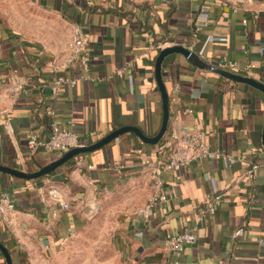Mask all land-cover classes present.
<instances>
[{
  "label": "crops",
  "instance_id": "obj_1",
  "mask_svg": "<svg viewBox=\"0 0 264 264\" xmlns=\"http://www.w3.org/2000/svg\"><path fill=\"white\" fill-rule=\"evenodd\" d=\"M37 2L54 19L51 31L33 39L11 32L8 56L0 60L1 166L37 172L59 159L55 152H31L27 144L31 132L48 136L54 121L76 133L81 146L123 127L155 137L163 120L155 76L159 47L183 46L197 62L181 53L163 62L170 118L157 144L127 132L37 179L0 172V193L8 192L15 204L8 221L0 222V241L13 264L47 263L110 198L123 264H264V170L248 173L264 164V93L202 64L217 68L228 59L238 69L221 70L264 84V0ZM73 25L89 36L93 80L79 79L55 98L50 87L59 74L51 66L66 56ZM183 126L202 129L207 144L228 158L162 172L167 202L144 219L139 210L153 197L162 146ZM53 188L68 210L49 196ZM218 194L217 213L205 215V198ZM183 232L197 237L183 253L164 246ZM0 264H7L1 250Z\"/></svg>",
  "mask_w": 264,
  "mask_h": 264
},
{
  "label": "built area",
  "instance_id": "obj_2",
  "mask_svg": "<svg viewBox=\"0 0 264 264\" xmlns=\"http://www.w3.org/2000/svg\"><path fill=\"white\" fill-rule=\"evenodd\" d=\"M251 1V0H250ZM247 20H244L246 23ZM89 36L79 25H73L71 28V36L67 45V54L62 60H57L53 63L52 70L59 75L55 78L50 89L53 97H58L61 90L66 87H74L79 79L93 80L90 75L91 53ZM163 50L164 47H159ZM131 64H127L117 73L124 75ZM219 69L236 70L238 66L235 62L228 59H223L217 63ZM71 72L78 73L70 75ZM185 114H193L191 109H185ZM27 144L31 152L44 150L45 152H55L59 155H64L68 151L80 147L79 136L61 126L54 121L50 127L48 136H40L36 132H31L28 135ZM164 151V159L160 160L155 171L152 174V179L155 185V191L152 199L139 210V214L144 219H149L153 211L167 202V195L162 190V180L159 175L162 172L178 171L194 163L204 162L208 160H219L228 158L222 152L213 150L206 142V133L197 127L183 126L180 130H173L162 146ZM264 170V164H255L249 170L251 176L259 171ZM49 196L55 198L64 209H69V204L59 199V190L56 188L48 191ZM223 196L221 194L215 196H207L204 200V214L213 216L221 206ZM15 211V204L8 192L0 193V222L6 223L8 218ZM204 214L199 217L203 220ZM197 240L194 232H183L178 235L171 236L164 240V246L176 254L183 253L189 246H192ZM264 244V238L260 240Z\"/></svg>",
  "mask_w": 264,
  "mask_h": 264
},
{
  "label": "rangeland",
  "instance_id": "obj_3",
  "mask_svg": "<svg viewBox=\"0 0 264 264\" xmlns=\"http://www.w3.org/2000/svg\"><path fill=\"white\" fill-rule=\"evenodd\" d=\"M53 18L37 0H0V60L8 56L7 40L11 32L19 35L39 31L48 33L54 26ZM113 199L102 209L96 206L88 224L75 233L45 264H123L117 247L118 213L114 212Z\"/></svg>",
  "mask_w": 264,
  "mask_h": 264
},
{
  "label": "water",
  "instance_id": "obj_4",
  "mask_svg": "<svg viewBox=\"0 0 264 264\" xmlns=\"http://www.w3.org/2000/svg\"><path fill=\"white\" fill-rule=\"evenodd\" d=\"M174 53H181L184 56H186L187 58H189L191 61L197 62L195 55L191 51H189L188 49H186L185 47L180 46V45L166 47L160 51V53L157 57V60H156V64H155V76H156V80H157L160 92L162 94L163 120H162V125L160 128V131L155 137L146 136L139 128H136V127H123V128H119V129L113 131L112 133H110L109 135H107L106 137L101 139L100 141L96 142L95 144H92L89 146H80V147H77V148H74V149L68 151L67 153L62 155L59 159H57L54 162H52L51 164L41 168L37 172H27L26 173V172H21V171L15 170L13 168L1 166V165H0V172H5V173H8L12 176H15L18 178H23V179H37V178H40L42 176H46V175L54 172L58 167L68 163L71 159H73V158H75L81 154L90 153V152H93L95 150H98V149L105 147L106 145L111 143L113 140H115L116 138H118L119 136H121L127 132L135 133L141 140H143L146 143L157 144L166 134L167 129H168V124H169V118H170L169 96H168V92H167V89H166V86L164 84L163 77H162V65H163L165 58L168 55H171ZM202 64L205 67H209L212 70L216 71L217 73H219V74H221V75H223L229 79L239 81V82L248 83V84L260 89L264 93V84L257 82L254 79L246 78V77L239 76V75H236V74H233V73H230V72L218 69V68H214V67H211L205 63H202ZM263 146H264V131H263ZM0 250L5 257L7 264H13V260H12V257H11V254H10L8 248L5 245H3L1 243V241H0Z\"/></svg>",
  "mask_w": 264,
  "mask_h": 264
}]
</instances>
